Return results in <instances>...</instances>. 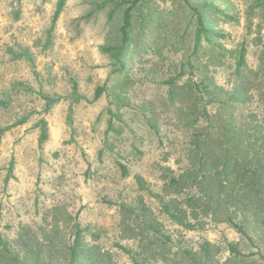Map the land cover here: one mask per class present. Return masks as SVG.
<instances>
[{
    "label": "rangeland",
    "instance_id": "374dc122",
    "mask_svg": "<svg viewBox=\"0 0 264 264\" xmlns=\"http://www.w3.org/2000/svg\"><path fill=\"white\" fill-rule=\"evenodd\" d=\"M88 1L67 0L49 32L56 0H0V127L6 128L0 138L1 239L9 249L24 252L36 243H47L53 217L70 214L83 229L85 242H91L95 233L96 242L117 263L132 264L117 244L140 259L156 245L150 244L152 237L121 238L119 204H133L142 195L161 223L163 235L154 239L160 247L195 250L208 240L219 245L223 260L228 255L225 243L238 239L233 228L205 219L200 227L186 229L161 211L154 196L163 183L162 168L178 172L186 163L189 131L177 118V106L166 105V86L161 83L174 73L180 54L167 53L164 60L144 56L135 63L128 104L114 118L117 132H107L109 96L92 97L98 85H111L115 75L108 56L99 49L105 36V9L88 15ZM231 1L239 21L219 27L229 34L226 47H246L241 74H248L234 116L242 122L256 117L264 129V76L250 73L261 64L264 22L246 18V0ZM234 65L228 57L223 65L211 68L216 84L235 88L240 80ZM72 81L80 95L76 100ZM46 97L58 100L46 109ZM207 109L215 112L216 104ZM41 120L46 122V138L39 143ZM59 229L62 237L64 233L69 237V226L62 220ZM159 255L149 262L162 264Z\"/></svg>",
    "mask_w": 264,
    "mask_h": 264
},
{
    "label": "trees",
    "instance_id": "16d2710c",
    "mask_svg": "<svg viewBox=\"0 0 264 264\" xmlns=\"http://www.w3.org/2000/svg\"><path fill=\"white\" fill-rule=\"evenodd\" d=\"M67 0H56L49 32L59 18ZM87 13L105 11V36L99 46L108 56L111 85H98L92 100L103 93L109 96L107 132H117L114 118L128 104V91L132 86L131 71L144 56L164 60L167 53H179L174 62V73L161 80L166 86L164 101L177 106V118L189 131L185 149V166L178 172L163 167L160 192L154 196L161 211L186 229L200 227L205 219L226 223L233 228L238 239L225 243L228 255L219 258L220 247L203 240L199 247L165 251L154 239L161 233V223L152 209L138 195L133 204L120 203V236L143 241L152 237L154 252L141 259L128 247L116 246L125 252L132 264H153L150 258L160 254L162 264H264V129L252 117L248 122L234 116L237 101H242L241 74L245 67L246 47L225 46L229 34L223 24H236L238 10L231 0H90ZM168 4L163 7L162 4ZM245 16L264 22V0H246ZM107 7V9H106ZM137 58L134 59V53ZM261 61L253 75L264 76V49ZM262 54V55H261ZM233 58L234 72L240 82L231 90L216 84L211 68L223 65ZM264 90V81H263ZM75 100L80 98L76 81H72ZM58 98L46 97V109ZM216 104L210 113L207 106ZM23 121V120H22ZM202 122L204 124H202ZM38 142L46 138V122L38 124ZM6 128L0 127V138ZM107 142V141H105ZM12 163L8 167L11 172ZM122 173L127 171L122 165ZM140 189L143 180L136 175ZM7 181V177L4 182ZM61 220L69 226V237L60 235ZM46 244L36 243L24 252L9 249L0 237V264H119L109 251L96 242H85L83 229L76 216L53 217ZM147 249L146 244L142 250Z\"/></svg>",
    "mask_w": 264,
    "mask_h": 264
}]
</instances>
